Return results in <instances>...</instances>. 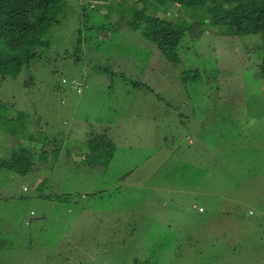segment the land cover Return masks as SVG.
<instances>
[{"label":"rangeland","instance_id":"1","mask_svg":"<svg viewBox=\"0 0 264 264\" xmlns=\"http://www.w3.org/2000/svg\"><path fill=\"white\" fill-rule=\"evenodd\" d=\"M140 3L63 0L39 57L1 82V157L29 143L10 132L17 109L52 121L45 129L63 112L71 126L52 143L29 121L23 136L81 154L82 140L100 131L115 148L103 171L100 162L86 170L79 153L57 158L45 186L75 203L37 197L36 169L0 171V264L55 263L75 243L69 236L80 248L68 264H264V78L253 46L261 37L221 31L203 9L180 14L174 4L164 12L201 24L194 39L186 31L173 64L133 26ZM74 77L81 93L70 88Z\"/></svg>","mask_w":264,"mask_h":264},{"label":"trees","instance_id":"2","mask_svg":"<svg viewBox=\"0 0 264 264\" xmlns=\"http://www.w3.org/2000/svg\"><path fill=\"white\" fill-rule=\"evenodd\" d=\"M62 2L63 0H0V84L8 77L17 78L23 69L29 66L31 60L39 57L36 50L39 47H46L50 42V39L46 38L45 35L51 25L57 22L56 16ZM174 4L180 14L181 12L184 13V7L203 9L209 14L212 26H217L221 31H228L237 36L259 35L261 40L253 45L257 50L258 58V64L255 62V65L257 64L260 77L264 78V0H142V8H132L133 26L136 28L137 23L142 25L144 38L157 47L165 60L177 64L180 61L178 47L184 34L188 31L191 38L194 39L200 32L199 25L201 23L193 21L189 24L185 18H177L172 14H166L164 11L168 9V6ZM157 12H161L162 16L158 15ZM141 20L142 22H140ZM75 78L69 81V85L75 92L81 93V85L85 83L81 82L82 78L80 80ZM62 81L64 82V79ZM73 85H79L80 91L78 92L77 87ZM63 100L65 99L62 98L60 102L63 103ZM0 119H7V117L1 115ZM9 119H14V126L10 131L12 135L20 133L19 137L29 143L21 150L9 148L6 154L7 157L0 156V171L4 170L7 173L13 172L23 176L36 169L39 173L33 184L35 185L37 182L35 187L39 192L36 195L37 197L52 201L56 199L57 202L63 201L65 204L77 202L76 197H73L72 194L61 193L58 189L49 190L45 186L48 177H53L54 172L58 168L61 169L59 164L62 161H58L57 158L67 161V153L72 157L77 156L76 154L79 153L73 149L66 150V148H63L60 150L56 145L52 146L54 138L51 135L63 133L62 135L65 138H69L68 134L71 126L66 123L67 117L63 115V112L55 119V127L50 129H45V127L52 125V121L48 122V119H46L42 125L39 121H32L27 112L18 109L17 113ZM29 121H32L45 137L51 136L52 143L48 144L49 142H45V140H39L31 132L25 133L26 136H23ZM38 122L40 123L39 126ZM82 143H84L82 145L83 149H87V151L80 150L79 158L81 163L85 165L86 170L95 165L96 162H100L95 167L98 166L101 169L99 171H103L105 164L108 163L114 152V142L98 131L89 132ZM59 151L60 156H58ZM88 153L90 154L89 157L86 155ZM65 163L67 164V162ZM44 168L48 170V173L45 172L46 176L41 172ZM56 177H60V174ZM94 194L95 192L89 193L86 197H91ZM44 215H47V212H44ZM135 229L131 226L129 232H134ZM68 239L71 240L67 241V244L72 240L75 243L66 246L65 253L63 250H56V246L63 247V245L53 244V247L50 248L55 249L58 254L57 260L55 263L52 261V264H68L78 256L80 245L76 243L72 236H69ZM8 242L9 248L13 249L9 239ZM3 245L6 247L7 240L0 237V247ZM70 249H75L73 254L69 252ZM103 250L108 249L105 247ZM84 253H88L87 248ZM49 256H52V254H49ZM46 262L48 261L46 260ZM49 263L51 262L49 261Z\"/></svg>","mask_w":264,"mask_h":264},{"label":"clouds","instance_id":"3","mask_svg":"<svg viewBox=\"0 0 264 264\" xmlns=\"http://www.w3.org/2000/svg\"><path fill=\"white\" fill-rule=\"evenodd\" d=\"M133 1H140L141 3H140V6L138 7V8H134V9H140V8H142V0H133ZM166 14H170L169 12L168 13H166ZM158 15H160V16H162V14H161V12L160 13H158ZM70 88L72 89V90H74L71 86H70ZM80 157V156H79ZM80 159V158H79ZM85 166V165H84ZM193 208H195L196 210L198 209L200 212H202V208L201 207H196L195 205H193ZM197 210V211H198ZM198 211V212H199ZM102 264H106L105 262L104 263H102Z\"/></svg>","mask_w":264,"mask_h":264},{"label":"built area","instance_id":"4","mask_svg":"<svg viewBox=\"0 0 264 264\" xmlns=\"http://www.w3.org/2000/svg\"><path fill=\"white\" fill-rule=\"evenodd\" d=\"M74 87H77V91H80L79 85H73Z\"/></svg>","mask_w":264,"mask_h":264},{"label":"crops","instance_id":"5","mask_svg":"<svg viewBox=\"0 0 264 264\" xmlns=\"http://www.w3.org/2000/svg\"><path fill=\"white\" fill-rule=\"evenodd\" d=\"M73 150H76V148L74 147V148H72ZM84 150H86V149H84ZM26 220H27V218H26Z\"/></svg>","mask_w":264,"mask_h":264}]
</instances>
